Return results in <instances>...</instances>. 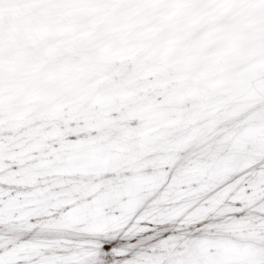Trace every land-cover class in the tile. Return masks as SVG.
<instances>
[{
	"label": "snow or ice",
	"instance_id": "obj_1",
	"mask_svg": "<svg viewBox=\"0 0 264 264\" xmlns=\"http://www.w3.org/2000/svg\"><path fill=\"white\" fill-rule=\"evenodd\" d=\"M0 264H264V0H0Z\"/></svg>",
	"mask_w": 264,
	"mask_h": 264
}]
</instances>
